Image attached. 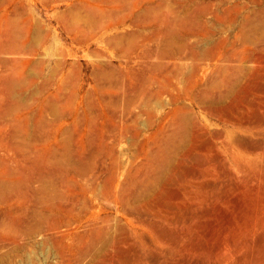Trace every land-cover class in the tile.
<instances>
[{
  "label": "rangeland",
  "instance_id": "1",
  "mask_svg": "<svg viewBox=\"0 0 264 264\" xmlns=\"http://www.w3.org/2000/svg\"><path fill=\"white\" fill-rule=\"evenodd\" d=\"M67 1L54 0L49 6L41 5L39 15L44 16L47 11L54 13L62 10ZM178 1L190 6L189 18L175 24L174 28L180 36L187 37L191 46L189 48L193 50L189 51L187 48L182 57L168 56V60L165 58L167 68H159L162 72L153 85L155 88L165 85V92L163 90L160 96L162 106L155 101L152 105H146L139 100L128 107L121 96L122 102L120 100L112 105L106 113L107 108L101 103L97 83L89 66L97 58L88 48L77 50V57L84 68L79 79L82 87L76 96L71 90L66 92L67 95L62 94L57 105L59 112L61 111L60 116L48 111L47 118L65 123V127L72 131L71 150L77 155L76 159L73 155L75 164L88 165L89 169L82 173L72 170L68 175L57 173L55 188L65 193L64 203L71 200L69 206H74L75 212L71 219L73 224L71 223L72 227L69 225L52 229L56 235L51 229L44 232L45 235L48 233L50 243L47 241L43 250L38 249V264H46L47 261H50L49 264H264V0H195L196 3L193 0ZM127 29L130 31L132 27L127 24L120 27L119 31L128 32ZM158 39H150L148 46L157 47L160 44ZM101 44L106 48L103 51L105 59H112L111 62L118 65L117 50L108 47L105 42ZM194 49L196 52H193ZM198 51L201 52L198 54ZM139 54L140 50L132 53L133 67L141 65ZM18 56L25 58L29 54L0 53V58H6L10 63L18 59ZM46 57L51 56L46 54ZM152 57L150 61L155 56ZM152 61L150 63H154ZM2 68L5 67H1V72H11V69ZM188 79L190 82H186ZM39 81L42 83L43 77ZM56 86L54 78L41 94L16 90L13 99L5 104L10 106L16 101L15 108H12L14 113L6 122L15 120V114L23 110V105L38 113L47 100L53 97ZM87 91L91 93L90 97H86ZM171 92L175 93H172L174 97L169 94ZM120 93L123 95L122 90ZM59 104L63 107L60 108ZM144 107L145 111L151 112L144 113V109L141 110ZM177 107L178 119L175 122L172 113ZM115 112H118L117 117ZM146 113H153L155 116L151 114L150 118ZM146 117L152 120H149V124ZM158 124H163L166 133L173 138L163 141L157 139L154 132L160 126ZM122 125H128V130ZM102 126H106L105 129ZM130 128L132 134L129 132ZM85 134L89 137L86 139V148L82 144ZM9 137L0 144V156L10 157L11 163L20 160L23 170L27 169L24 170V187H38L39 182L30 181L38 171L34 170L33 163L26 161L28 158L33 160V156L25 155L26 151L22 152L23 155L18 154L12 145L13 142L26 140L12 135ZM61 137L58 136L60 139ZM27 176H30L29 179ZM71 189L76 190L75 194ZM50 233L53 237L55 235L62 239V250L51 241ZM42 235L44 234L38 235L37 239L42 240Z\"/></svg>",
  "mask_w": 264,
  "mask_h": 264
},
{
  "label": "bare ground",
  "instance_id": "2",
  "mask_svg": "<svg viewBox=\"0 0 264 264\" xmlns=\"http://www.w3.org/2000/svg\"><path fill=\"white\" fill-rule=\"evenodd\" d=\"M52 1H54V0H0V51L2 53L3 52L4 53H9V52L22 53V52H24V53L29 54V56L25 57V58H19V56H20L19 55L18 59H15L13 61V63L12 62L10 63L9 60L6 58H0V144L3 143L2 141H5L6 139H8L9 135H12V137H14V138H17V137L24 138V140H26V141L13 142L12 145L15 148V150H17L18 154L23 155L22 152L26 151L27 154H25V155L33 156V157H31L33 160H30L28 158V160H26V161L33 163L34 170L35 171L37 170L38 174L33 176L30 179V181L31 182H39L38 187H35V186L24 187V185H23L25 182L24 170L26 168L24 167L25 169L23 170V167L21 165V161L16 160L15 161L16 163H14V162L11 163V161L9 160L10 157L7 158V156H6V158H5L3 156H0V264H12V263L20 264V263H23L25 261L27 262V264H38V256H37L38 249L42 248V250H43L46 242L50 239L48 237L49 236L48 233H47V235H45L46 233H44V232H46L48 229H51V230L56 229V228L58 229L61 227L63 228V226L68 227L72 223V221H71V219H73L72 215H73V213H75L74 208H73L74 206L73 207L69 206L71 204L70 199H69L70 202L69 203L67 202L68 204L66 202L64 203V197H65L64 194L65 193L59 192V189L55 188V185L57 184V181H56L57 176L56 175H57V173H62L64 175H66V174L68 175L69 172L72 170L77 172V173L87 172L89 169V166L88 165L79 166V165L75 164V162H76L75 159L77 158V155H74V153L71 150V140H72V135H73L71 133L72 131H70L69 128L65 127V123H63V122L59 123V122L52 121V120L48 119L47 116L49 113L48 111H51L53 114H55L57 117H59L61 111L59 112L57 105H58V100H59L60 96L62 94H65L67 91L69 92V90H71L73 92V94L75 95L78 93L79 89H81V87H82L79 79L81 78V76L83 74L84 68H83V64L80 62V60L77 57V50L80 48H88V49H90L89 51H91L97 58V60L91 62V64H89V66L91 69V74L93 75V78L95 79V81L97 83L96 88H97L98 93H99L98 95H100V98L102 101L101 103H103V105L105 106V109L107 108V111H105L106 113L108 112V108H111L112 105L117 104L121 100V98H122L121 96H123V99L127 103L128 107L129 106L131 107V105L136 104V102H138L139 100L143 101L144 104H146V105H152V103L155 101L158 105L162 106L163 102H162V100H160V96L162 95V92L164 90L165 85L163 84V86H159L157 88H155L154 87L155 85H153L155 83V81L159 78V76H160L159 73L162 72V71H160L161 69H159V68H161V67L167 68L168 65L165 66V61H166L165 58H167L168 56L169 57L170 56L182 57V56H184V51L187 48L189 49V51L193 50V49L189 48L190 45L187 42V37L183 38V36H180V34L174 28L175 24H179L181 22H184V19L189 18L190 6L187 7V5H186L187 3H182L183 1L179 2L178 0H68L64 9L57 10L54 13H49V11H47L44 13V16H42V15L40 16L39 13L41 12V10H40L39 6H41V5L44 7L49 6ZM194 1L195 0H193V2ZM207 1H210V0H207ZM216 2H218V1H216ZM194 3H196V2H194ZM198 4H200V2ZM221 4L223 5L224 3H221ZM205 5H207V4H205ZM230 5H232V4H230ZM237 5H239V4H237ZM197 6H199V5H197ZM200 9H198V10H200ZM213 10H215V7ZM227 10H229V9H227ZM191 11H192V9H191ZM207 11H209V10H207ZM231 13H233V12H231ZM228 15H230V14L228 13ZM215 16H218V15L215 14ZM232 16H234V15H232ZM248 20L249 19H247V21ZM250 20H252V19H250ZM240 22H242V21H240ZM249 23H251V22H249ZM252 23L254 25V22H252ZM127 24L130 25L132 27V29L130 31L127 29L128 32H120L119 28L123 27ZM246 25H248V24H246ZM246 25H244V26H246ZM257 25L260 27L259 24H257ZM239 27H240V25H239ZM200 30H201V28H200ZM249 30L250 29H248V31ZM180 31H183V30L180 29ZM184 31H186V30L184 29ZM236 32L239 33L241 31H236ZM242 32H244V31H242ZM245 32H247V31L245 30ZM200 34H201V32H200ZM246 34L248 35V32ZM187 36H189V35H187ZM198 36H200V35H198ZM242 36L246 37V35H242ZM248 36H251V34ZM153 38H157V39L159 38L158 40H160L159 41L160 44H158L157 47H155V48H153V47L151 48L150 46H148L149 41L151 42L150 39H153ZM196 39L198 40V38H195V40ZM222 40H224V39H222ZM219 41H220V39H219ZM219 41H218V43H223V42H219ZM101 42H105L108 45V47L114 48L117 50V57L119 60L118 65L111 62L112 59L111 60L105 59V57H104L105 55H104L103 51L106 48H103ZM154 42H156V41H154ZM189 43H192V42H189ZM68 45L70 47H68ZM192 47H194V46H192ZM139 50H140V54H139L138 59H139V61H140L139 63L141 65L139 67L138 66L133 67V65H131L132 53L134 51H139ZM193 52H196L195 49ZM199 52H201V51H198V54H199ZM46 54L50 55L51 57L50 58L46 57ZM185 55H187V53ZM23 56H25V55H23ZM152 56H155L153 61L151 60L154 63H150L151 62L150 59ZM194 56H196V55H194ZM13 57H14V55H13ZM228 57L229 56H227V59H228ZM155 58H157V61ZM194 58H193V62L195 60ZM191 59H192V57H191ZM167 60H168V58H167ZM179 61H181V60H179ZM221 61H222V59H221ZM177 62H178V60H177ZM192 63H191V65H192ZM170 64L172 65L173 63H170ZM181 66L183 68V65H181ZM1 67H5V69L7 68L6 70L11 69V72L10 71H8L7 73L1 72ZM192 68L193 67H191V69ZM5 69L2 68V70H5ZM177 70H180V69H177ZM168 71H170V70H168ZM174 72H175V70H174ZM163 73H165V72L163 71ZM179 73H180V71H179ZM41 77H43L42 83H40V81H39V79ZM90 77L92 78V76H90ZM54 78L56 79L57 86H56L55 92L52 93L53 97L51 99L47 100L48 102L45 103V106L42 107V109L38 113H35V110H33V108L23 105V107L21 108L23 110L22 111L20 110L19 113L15 114L16 119L15 120L10 119V122H6V120H8L10 118V116L14 113V109H12V108H15L16 105L14 102H16V101H14L13 104H11L10 106L8 104L7 105H5V104L8 102V100L10 101V99H13V96L16 94V90L19 89L20 92H26V93L30 91V92H32L31 94H33V93H40L41 94V92L47 88L48 84H50L54 81ZM193 80H195V79H193ZM77 81L79 82L78 85L76 84ZM171 81H173V80H171ZM38 82L40 84H38ZM186 82H190L189 79ZM164 83H166V82H164ZM173 83H174V81H173ZM185 84H187V83H185ZM195 84H196V82H195ZM187 86L188 85H186V87ZM165 89H167V88H165ZM168 89H169V87H168ZM212 89H215V88H212ZM120 90L123 91V93H122L123 95H121ZM188 90H189V88H188ZM164 92H165V90H164ZM67 93H66V95H67ZM172 93L173 92H171L169 94H172ZM178 93H180V92H178ZM173 94L175 95V93H173ZM173 94H172V97H174ZM188 94H190V93H188ZM37 95H39V94H37ZM85 95H86V93H85ZM90 95H91V93L88 92L86 97H90ZM64 97H66V96H64ZM176 97H177V95H176ZM163 100H165V99H163ZM175 100H176V98H175ZM60 102H62V101H60ZM120 102H122V100ZM66 103H67V101H66ZM74 104H75V102H74ZM165 104H167V103H164V105ZM170 104H171V102H170ZM138 105H137V107H138ZM180 105H182V104L180 103ZM180 105H178V106H180ZM59 106H60V104H59ZM2 107H4V108H2ZM61 107H63V106H60V108ZM93 107H95V106H93ZM139 107H140V105H139ZM64 108H66V106H64ZM126 108H127V106H126ZM142 109H144V111H143L144 113L147 111L148 112L150 111V110L145 111L146 107L141 108V110ZM170 109H171V107H170ZM170 109L168 111H171ZM134 110L136 111L137 109H134ZM138 110H139V108H138ZM134 112L132 114H134ZM71 113H73V111ZM115 113H116L115 115L117 117L118 112H115ZM147 113H146V115H147ZM153 113L155 114V112H153ZM153 113H151V114H153ZM166 113H169V112H166ZM84 114H85V112H84ZM149 114L147 116H149L151 118V114L150 115ZM172 114L174 116L175 122H177L178 107L175 108V110ZM163 115H165V114H163ZM105 117H106V115H105ZM129 117H127V118L130 119L131 117L130 118ZM103 118H104V116H103ZM150 118H149V120H150ZM124 119L127 120L126 118H124ZM145 119L148 120L147 117ZM77 120H78V118H77ZM110 120H112V119H110ZM149 120L147 121V124H149L148 123ZM158 120H160V119H158ZM150 121H152V120H150ZM97 122H99V121H97ZM153 122H155V121L153 120ZM124 123H125V121H124ZM113 124H114L113 126L117 127V125H115V123H113ZM138 124H140V122ZM138 124H137V126H138ZM160 124H158V125H160ZM8 125L10 126V128H8L9 127ZM109 125H111V124H109ZM128 125L125 127L123 125L122 126L125 128V130H128ZM74 126H75V123H74ZM130 126H131V124H130ZM83 127H84V125H83ZM104 127H106V126H104ZM78 128H80V127H78ZM143 128H144V126H143ZM74 129H75V127H74ZM89 129H91V128H89ZM104 129H103V131H104ZM129 130H130L129 131L130 133L133 132V131H131L132 130L131 128ZM133 130H136V129H133ZM175 131H177V129H175ZM123 132H125V131H123ZM95 133H97V132H95ZM140 133H142V132H140ZM154 133L156 134L155 137L157 139L159 138L160 141H163L164 139L166 140L169 138H173V137H171L172 136L171 134L166 133L163 124L160 125ZM59 135L62 136L61 139L58 138ZM126 135H127V132H126ZM134 135H136L135 132H134ZM123 136H124V134H123ZM152 136H153V134H152ZM103 137H105V133H104ZM150 137H148V139ZM174 137H176V136H174ZM81 138H82V136H81ZM87 138L89 139L87 134L83 135V140L85 142L83 141L82 144H83L84 148H86L85 146H86V142H87L86 139ZM124 138H125V136H124ZM135 138H138V137H135ZM74 139H75V137H74ZM142 141H143V139H142ZM142 141L140 143H142ZM76 142H77V140H76ZM93 142H94V139H93ZM80 143H81V141H80ZM77 146H78V144H77ZM95 146H93V147L97 148ZM116 146H117V144H116ZM141 146L143 147V143ZM141 146H139L138 148L141 149ZM29 147H30V150L28 149ZM113 147H114V145H113ZM91 150H93V148ZM83 151H84V149H83ZM106 152H107V150H106ZM91 153H92V151H91ZM145 153H147V151ZM76 154H78V153H76ZM73 155L75 156V159H73ZM80 155L82 156V154H80ZM100 156H102V155H100ZM117 156H118V154H117ZM166 157H167V154H166ZM108 158H111V157H108ZM165 159H167V158H165ZM82 160H83V158H82ZM80 162H82V161L80 160ZM117 162H119V161H117ZM161 163H163V162H161ZM96 165H98V164H96ZM112 167H114V166H112ZM160 169H162V167ZM32 170L33 169H31V171ZM157 170H158V168H157ZM155 172H157V171H155ZM93 173L91 174L92 176H93ZM111 173H113V172H111ZM101 175H102V173H101ZM111 175H113V174H111ZM72 176H73V174H72ZM27 177L29 179L30 176H27ZM89 177H91V176L89 175ZM105 177H106V175L103 178H105ZM114 178H116V177H114ZM96 179L98 180V177H96ZM106 180H108L107 177H106ZM106 180H103V181L101 180V181L104 182ZM88 181H90V180H88ZM145 181H146V179H145ZM97 183H95V184L97 185ZM107 183L108 182H106L105 186L107 185ZM76 187H77V185H76ZM68 188H69V186H68ZM80 190H81V188H80ZM75 191L76 190L73 191L74 194H75ZM83 191H85V190H83ZM104 191H105V189H104ZM101 192H103V191H101ZM105 192L107 193V191H105ZM81 193H83V192H81ZM85 197H86V195H85ZM66 198L68 199V197H66ZM82 198H84V197L82 196ZM67 199H65V200H67ZM84 200L86 202V199H84ZM43 207H45V208H43ZM74 224H77V222H75ZM71 227H72V225H71ZM51 230H50V232H51ZM68 230H70V229L68 228ZM52 232H54V230H52ZM40 234H44V235H42L44 240L43 239L42 240L37 239V236ZM53 234H55V232ZM50 235L52 237L51 241L55 244L56 247H58L62 250L63 249V247H62L63 244L61 243L62 239L56 238L55 237L56 234L54 235V237L52 236L51 233H50ZM57 235H59V234H57ZM57 237H59V236H57ZM51 244H50V246H51ZM69 248L70 247H68V249ZM61 250H60V252H61ZM64 250H67V249L64 248ZM81 252H83V251H81ZM34 253H36V254H34ZM49 253H50V249H49ZM82 254H84V253H82ZM61 255L64 256L65 254L63 255V253H62ZM223 258H224V256H223ZM40 261H41V259H40ZM49 262L47 261L46 264H49Z\"/></svg>",
  "mask_w": 264,
  "mask_h": 264
}]
</instances>
